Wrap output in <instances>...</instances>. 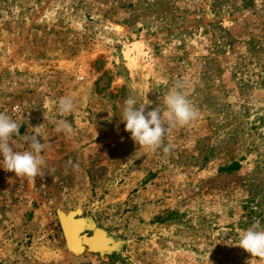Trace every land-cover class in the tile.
Instances as JSON below:
<instances>
[{"label":"rangeland","instance_id":"obj_1","mask_svg":"<svg viewBox=\"0 0 264 264\" xmlns=\"http://www.w3.org/2000/svg\"><path fill=\"white\" fill-rule=\"evenodd\" d=\"M178 82L198 118L140 147L124 101ZM0 112L46 145L35 180L0 165V264H264L237 245L264 230V0H0ZM77 210L109 250L67 246Z\"/></svg>","mask_w":264,"mask_h":264},{"label":"clouds","instance_id":"obj_2","mask_svg":"<svg viewBox=\"0 0 264 264\" xmlns=\"http://www.w3.org/2000/svg\"><path fill=\"white\" fill-rule=\"evenodd\" d=\"M185 85L178 82L176 88L171 90L163 98L165 110L158 108L147 111L150 103L147 99L137 107V100L130 96L124 101L122 121L125 122V131L131 134L132 140L140 147L155 152L163 149L168 153L171 145H164V137L176 126H185L198 118V111L188 99ZM74 110V102L70 97H61L58 101V111L61 114ZM46 118V117H45ZM19 127L10 116L0 112V154L3 159L0 165L8 172H14L17 177H27L35 180L43 175L46 161L41 153L46 148L38 137H42L39 131H33L31 135L21 138L30 149L28 151L14 150L12 137L19 136ZM40 126L34 128L38 129ZM56 131L64 134L72 132L71 124L66 120L56 122ZM259 229V222L240 234V248L250 253L253 257L264 258V230Z\"/></svg>","mask_w":264,"mask_h":264},{"label":"bare ground","instance_id":"obj_3","mask_svg":"<svg viewBox=\"0 0 264 264\" xmlns=\"http://www.w3.org/2000/svg\"><path fill=\"white\" fill-rule=\"evenodd\" d=\"M115 29L119 33H122V27L118 26V27H115ZM74 216H76V212L69 216L68 215L64 216L63 226L65 229L67 241L69 245L71 246V249L75 253H79L85 249L84 245L82 244L83 236L85 235L82 234L81 236H79L78 233L80 231L81 223L77 219L74 220ZM95 231L96 233L94 237H92L91 239L85 238L84 241L90 243L91 246H93L94 248L100 249V250L105 249V247L112 246V241H110L102 231L100 230H95Z\"/></svg>","mask_w":264,"mask_h":264},{"label":"water","instance_id":"obj_4","mask_svg":"<svg viewBox=\"0 0 264 264\" xmlns=\"http://www.w3.org/2000/svg\"><path fill=\"white\" fill-rule=\"evenodd\" d=\"M79 212H80V211L77 210V211H76V214L79 213ZM73 213H75V212H74V211H71V212H69L67 215L69 216V215H71V214H73ZM59 219H60L61 229H62V232H63V236H64V239H65V242H66L67 246L70 248L71 246L69 245V243H68V241H67V237H66L65 229H64V226H63V216H60ZM95 233H96V231H94V232L92 233V235H90V236L84 234L85 236H83V240H82V242H83L82 244L84 245V248H87V249L92 250V251H99V252H105V251L109 250L110 247H105V249H103V250H100V249L94 248L93 246L90 245V243L84 241L85 238H86V239H91L92 237H94Z\"/></svg>","mask_w":264,"mask_h":264},{"label":"trees","instance_id":"obj_5","mask_svg":"<svg viewBox=\"0 0 264 264\" xmlns=\"http://www.w3.org/2000/svg\"><path fill=\"white\" fill-rule=\"evenodd\" d=\"M262 168H264V167H262ZM229 169H235V166L233 165V166L229 167ZM262 198H264V196H262L261 199H262ZM253 199H254V198H253ZM259 204H260V200L257 201V206H258Z\"/></svg>","mask_w":264,"mask_h":264}]
</instances>
